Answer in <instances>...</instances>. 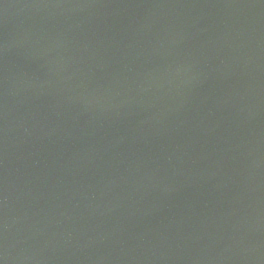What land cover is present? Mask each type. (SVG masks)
Listing matches in <instances>:
<instances>
[{"label":"water","instance_id":"95a60500","mask_svg":"<svg viewBox=\"0 0 264 264\" xmlns=\"http://www.w3.org/2000/svg\"><path fill=\"white\" fill-rule=\"evenodd\" d=\"M0 264H264V0H0Z\"/></svg>","mask_w":264,"mask_h":264}]
</instances>
